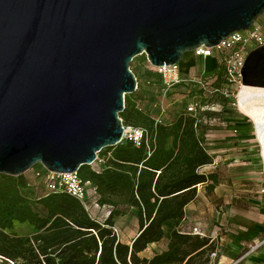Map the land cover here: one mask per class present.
Returning a JSON list of instances; mask_svg holds the SVG:
<instances>
[{
  "label": "water",
  "instance_id": "water-1",
  "mask_svg": "<svg viewBox=\"0 0 264 264\" xmlns=\"http://www.w3.org/2000/svg\"><path fill=\"white\" fill-rule=\"evenodd\" d=\"M264 15V0H0V174L92 165L123 140L131 61L180 63ZM238 100L264 144V46Z\"/></svg>",
  "mask_w": 264,
  "mask_h": 264
},
{
  "label": "trees",
  "instance_id": "trees-1",
  "mask_svg": "<svg viewBox=\"0 0 264 264\" xmlns=\"http://www.w3.org/2000/svg\"><path fill=\"white\" fill-rule=\"evenodd\" d=\"M139 59L147 61L145 54ZM216 71L214 67L209 73ZM138 104L133 94H127L120 117L124 125L147 129L140 146L122 141L106 147L100 152L106 156L102 168L83 165L78 171L95 186L99 205L108 206L103 221L66 192L50 191L44 183L46 193L32 198L26 192L30 182L24 174H0L2 259L14 264L210 263L217 242L187 232L181 224L187 206L198 195V186L207 183L208 191L215 188L217 174L202 170L214 158L192 122L156 123ZM125 206L137 209L140 224L131 244L124 243L116 230L115 218L124 215ZM14 220L28 222L36 232L27 237L9 232ZM165 235L170 237L168 250L150 259L139 256Z\"/></svg>",
  "mask_w": 264,
  "mask_h": 264
},
{
  "label": "rangeland",
  "instance_id": "rangeland-1",
  "mask_svg": "<svg viewBox=\"0 0 264 264\" xmlns=\"http://www.w3.org/2000/svg\"><path fill=\"white\" fill-rule=\"evenodd\" d=\"M180 66L186 70V74L189 77L199 80L200 78H208V81L216 82L215 78H211V74H202V69L208 67L213 68L216 66V60L214 58L202 59L194 55V52H187L183 55ZM130 68L135 74L138 81L137 90L132 93L135 100L142 104L144 111L153 119L156 123L163 124H177L179 120H183V125L187 122H192L193 128L196 134L201 138L203 146H206L208 152L215 158V153L219 151L222 146H252L253 151L257 154L256 157L262 159V146L257 140V135L252 118L246 113L241 103L238 100L239 88H233L232 96L219 95V94H205L198 88V81H190L174 88H165L159 80L154 68L149 61L140 62L139 56L135 57L131 63ZM193 105L195 111H190L189 107ZM231 149V147H228ZM214 152H212V151ZM214 161V160H213ZM41 165V164H40ZM36 165V168L29 170L24 175L29 180L30 186L26 189V192L32 198H37L40 195L46 193L43 178L38 175L41 172L42 166ZM261 170L264 172V166L261 163ZM228 166V165H227ZM229 168V167H228ZM234 202H238V207L244 214L239 217H233L234 221L246 220L250 217L251 205L244 199H235ZM218 203V202H215ZM234 205H236L234 203ZM225 208L226 205L220 202L217 207ZM228 206V205H227ZM230 206V204H229ZM108 206L101 209H107ZM127 208L124 209L123 217H116V220H120V223H124L125 226L132 223V214L137 215V211L133 213H127ZM226 210V209H225ZM93 215L92 209L89 210ZM102 214V213H101ZM100 220H104V217ZM227 217L224 215V219ZM215 225H219L222 222L224 225L221 227L220 235L222 236L223 246L217 244L216 252L211 254L209 264H218L220 255L224 254L231 258H239L245 252L249 251V245L258 243L259 247L251 252L249 258H245L239 264H264V236L251 237L245 235L240 230H236L227 220L218 219L214 216ZM244 223L241 221V224ZM234 224V223H233ZM28 222L13 221V227L9 232L15 233L19 236H31L35 233L32 230L33 226L28 229ZM119 228V227H118ZM168 228L166 227V230ZM118 230V229H117ZM140 230L139 223L136 225L135 234H138ZM119 233V231H118ZM241 241L244 245L242 253L231 254L230 249L227 248V242ZM216 241V240H215ZM0 264H12L7 259L0 257ZM222 264H230V261L225 258Z\"/></svg>",
  "mask_w": 264,
  "mask_h": 264
},
{
  "label": "crops",
  "instance_id": "crops-1",
  "mask_svg": "<svg viewBox=\"0 0 264 264\" xmlns=\"http://www.w3.org/2000/svg\"><path fill=\"white\" fill-rule=\"evenodd\" d=\"M182 59L184 60V58ZM183 60L182 64L185 66ZM182 69L186 72L183 67ZM228 147H231V149ZM215 155L213 163L204 166L202 170L207 173H216L218 182L211 191L207 190V183L198 186L197 197L186 208V217L181 224L182 229L187 232H192L195 228H198L202 236L216 240L219 248V246H223L221 242L223 241L222 236L219 232L221 227H219V225L222 226L224 224L222 222H220L218 226L214 224L215 221L213 217L217 216L218 219L220 218V221H230L229 223H231L236 230H240L246 236H258L256 239L258 240L259 237L264 236V192H262L264 189V172L261 170V163L264 166V158L262 157V159H260L256 157L257 154L253 151L252 146H222ZM262 156H264V148H262ZM235 199H244L251 205V210L248 209L251 215L248 219L241 220L244 222L242 224L241 221L233 222V217H239L244 214V212L239 209L238 202H234ZM220 202L226 205L225 208H222V206L219 208L217 207V204L219 205ZM234 203L236 205H234ZM125 208L128 209V211L126 210L128 214L137 211L134 207L125 206L124 209ZM91 209L94 212V216H105L109 210V208L106 210L97 207H91ZM224 215L227 216L225 219ZM132 216V223L127 226H125L124 223H120L119 219L116 220V228L119 231V237L127 244H131L139 234H135V228L139 223V219L136 214H132ZM120 217H123V215ZM28 225V229H30L31 225ZM32 230H34V228H32ZM169 243L170 237L165 235L162 240L149 244L145 250L139 253V256L141 258L150 259L154 255L168 250ZM227 243V248L230 249L231 254L233 253L235 255L242 253L241 251H243L244 245L240 240H233ZM250 255L251 253L248 254L245 252L237 259H241L242 261L245 258H249ZM225 258L229 261L235 259L221 254L218 264H222Z\"/></svg>",
  "mask_w": 264,
  "mask_h": 264
},
{
  "label": "built area",
  "instance_id": "built-area-1",
  "mask_svg": "<svg viewBox=\"0 0 264 264\" xmlns=\"http://www.w3.org/2000/svg\"><path fill=\"white\" fill-rule=\"evenodd\" d=\"M261 46H264V15L258 17L251 28L235 31L215 46L207 47L202 45L193 50L194 55L198 58L208 60L209 58H214L216 60L215 69H217V71L215 73H209V70L212 68L208 67L201 70L203 75L205 73L211 74V78L214 77L216 82L210 83L206 77L200 78L199 80L189 77V74L184 73L180 63L152 67L162 85L167 89L177 87L190 81H198V88L205 94L232 96L233 88L238 87L240 90L243 86L241 69L247 56L251 51ZM138 106L144 109L142 104H138ZM189 110L195 111V107L190 105ZM147 136V129L143 127L124 125L122 141H131L137 146H140ZM105 162L106 156H102L99 153L93 164L96 169H100L105 165ZM34 168H36V166ZM42 169L41 172H38V175L43 178L48 190L66 192L79 199L88 209H91V207L102 208L97 198H95L97 194L95 186H93L90 181H85L78 171L55 172L48 170L44 166H42ZM262 192H264V189ZM194 232L197 234L201 233L198 228H195ZM259 245L258 243L249 245V251L247 253L249 254L256 250ZM240 261L241 259H234L230 261V264H239ZM10 262L14 264L13 261Z\"/></svg>",
  "mask_w": 264,
  "mask_h": 264
},
{
  "label": "bare ground",
  "instance_id": "bare-ground-1",
  "mask_svg": "<svg viewBox=\"0 0 264 264\" xmlns=\"http://www.w3.org/2000/svg\"><path fill=\"white\" fill-rule=\"evenodd\" d=\"M187 53V52H186ZM182 61V60H181ZM241 90V89H240ZM243 107V106H242ZM244 108V107H243ZM244 110L246 111V113L250 116V118H252L253 122H254V127H255V131H256V135H257V140L259 142V144L262 146V148H264V144L259 140L258 137V133H257V128H256V123H255V119L253 117V115L246 109L244 108Z\"/></svg>",
  "mask_w": 264,
  "mask_h": 264
}]
</instances>
